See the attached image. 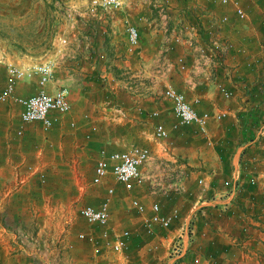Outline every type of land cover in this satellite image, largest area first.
<instances>
[{
  "label": "crops",
  "instance_id": "0c3cea01",
  "mask_svg": "<svg viewBox=\"0 0 264 264\" xmlns=\"http://www.w3.org/2000/svg\"><path fill=\"white\" fill-rule=\"evenodd\" d=\"M122 1L124 9L114 13L115 20L111 23L106 21L103 34L115 35L112 41L108 38L109 44L124 43L123 65L129 66L127 57L134 58L131 62L136 71L134 78L141 85L137 98L148 97L150 101L147 109L134 106L133 115L128 113L132 109L120 107L123 117L130 116L128 122L141 123L147 111L154 128L176 125L172 104L162 95L164 89L174 88L186 95L199 114H228L221 124L212 122L208 126L207 139L209 143L214 141L215 153L192 154L185 148H176L178 161L190 168V177L184 182V194L175 198L173 205L160 202L163 215L174 207L181 211L180 219L170 230L155 226L151 234L146 228L145 217L127 219L125 191L120 185L114 187L116 194L111 199L110 235H89L94 242L89 238L81 242L75 237L62 240L60 225L67 223L68 217L55 199L53 203L45 196L39 198L37 182L40 175L48 176L43 146L34 136L42 125H23L21 107L11 101L0 109V264H59L57 257L63 250L76 258L69 264H174L169 257L170 246L184 235L187 252L175 264H193L196 259L200 264H264V135H260V129L264 127V0H241L248 16L242 24L233 23L236 17L232 8L219 6V10L212 9L207 3L209 0H203L204 4L198 2L192 6L201 19L197 25L184 20L186 11L191 9L189 2L161 0L165 4L172 1L169 7L166 6L170 17L169 33L163 28L157 12L141 7L143 0ZM173 16L180 18V32H184L180 42L176 41L177 27L173 28ZM224 17H228V21L220 26ZM128 26L139 29L141 40L136 49L129 44ZM191 28L199 34L195 35ZM218 31L234 46L225 65L229 74L223 67L215 71L210 67H195L196 49L192 45H206L208 41L202 37ZM169 48L171 51L164 53ZM180 60L186 63L184 71ZM146 81H157L162 85V91L143 88L142 82ZM219 86L231 92L233 97L226 99ZM56 90L54 87L46 92L53 94ZM17 92L19 88L15 94ZM70 101L72 110L68 115L74 112L78 120L83 119V112L78 111L79 103L73 98ZM105 105L110 107L112 102ZM112 110L115 111H108ZM154 113L158 114L155 118ZM191 130L195 131V127ZM196 138L189 135L185 138L186 143L193 145ZM219 148L230 152L221 155ZM236 175H240L239 188L230 201L226 199L223 184ZM201 179H204L202 186L198 185ZM146 198L151 199L146 204L149 217L153 198L147 195L142 200ZM213 199L218 205L206 204ZM224 204L228 206H222ZM121 228L129 230L131 236L126 250L116 253L111 245L118 236L116 233L122 232ZM187 228L191 230L189 238L184 233ZM36 229L39 231L35 234Z\"/></svg>",
  "mask_w": 264,
  "mask_h": 264
},
{
  "label": "rangeland",
  "instance_id": "374dc122",
  "mask_svg": "<svg viewBox=\"0 0 264 264\" xmlns=\"http://www.w3.org/2000/svg\"><path fill=\"white\" fill-rule=\"evenodd\" d=\"M216 1L209 0L207 2L209 8L219 10L220 7ZM89 2V0H0V94L6 90L8 82L6 66L1 63V60H8L20 67L54 62L56 69L53 84L41 87L38 84V78L34 77L18 83L15 91L19 88V92L15 96L27 97L54 87L64 88L68 90L70 98L79 103L78 111L83 112V119L80 120L75 117L74 112L72 116H58L60 119L52 129L46 131L42 126L39 127L38 134H34L36 138H39L36 142H40L43 146L41 147L44 150L42 155L46 158L48 173V176L47 174L40 175L37 182L40 188L39 198L45 196L53 203L55 199L63 208L65 217H68L65 221L67 223L60 225L61 239L75 237L81 242L84 241L80 238L81 235L89 236L96 233L110 235L108 228L92 226L80 215V209L83 206L100 207L107 198L109 187L120 186L113 177L108 178L103 186L92 184L95 165L102 152L125 151L131 147L150 148L157 158L151 168V174L155 175L156 181L163 184L166 182L165 174L172 173L181 166H184L187 171L190 169L183 161L173 163L171 153L169 156L164 153L166 147L171 148V152L174 153L176 148H185L192 154L215 153L214 141L211 140L209 143L208 137H204L196 128L195 131L191 130L194 127L174 129L171 126L168 128L171 131L170 138L160 144L154 139V122L147 117L149 116L147 111L141 123L128 122L131 120L130 116L124 118L117 112L121 108L132 109L128 113L133 115L134 106L147 109L150 101L148 97L137 98L141 85L140 81L138 83L134 78L136 71L133 68L134 62L131 63L134 58L129 57L128 59L127 57L129 66L123 65L124 43L115 41L109 44L108 38L111 37L112 41L115 35L103 34L106 21L111 23L115 20L112 16L117 12L107 13L99 10L97 17L86 16L76 23L71 21L69 8L75 7L84 14L87 12ZM169 2L172 3V1ZM186 2H189L188 6L191 9L186 11L184 20L186 23L197 25L201 19L197 17L196 12H193L192 6L197 5L198 2L204 4V1L186 0ZM165 3L161 0H143L140 5L143 9L147 8L157 12L155 7L165 5ZM170 3L166 5L169 7ZM179 20L178 16H173L172 23L175 24L173 28L177 27L176 35L183 36L184 32H180L182 27L178 24ZM244 22L234 20L233 23L242 24ZM216 33L222 38L225 37L220 31ZM202 38L207 42L210 35ZM102 40H106L105 43H101ZM170 57L173 58L171 55ZM18 61L22 63L18 64ZM224 67L223 69H228L225 73L229 74V68ZM110 73L112 75H109ZM142 83L145 89L152 87L158 92L162 91V85L157 81ZM110 101L112 105L107 107L105 103ZM110 109H115V111H108ZM11 112L15 114V111ZM223 121L214 123L221 124ZM189 135L197 137L193 145L190 142L186 143L185 138ZM178 136L180 139L177 138ZM160 160H163L164 165L158 167ZM246 168L250 169L247 166ZM147 189L148 187H144L131 194L124 193L123 200L128 208L127 219L142 217L131 209L132 198L142 200L143 197L149 195L153 198V202L167 201L169 205H173L175 198H179L174 193L168 196L162 194L151 196L150 190ZM150 200L146 198L142 201L148 205L147 202ZM50 229L52 233L53 227L51 226ZM45 230L48 234V229ZM121 230L122 232L116 234L120 235L129 231L122 228ZM38 231L36 229L35 234ZM57 259L59 264L76 261L74 256L65 254L64 250ZM77 259L83 260L84 258Z\"/></svg>",
  "mask_w": 264,
  "mask_h": 264
},
{
  "label": "built area",
  "instance_id": "2783aa9c",
  "mask_svg": "<svg viewBox=\"0 0 264 264\" xmlns=\"http://www.w3.org/2000/svg\"><path fill=\"white\" fill-rule=\"evenodd\" d=\"M197 2L198 0H193ZM221 7H230L235 13L237 22H244L248 16L246 10L241 6L240 0H217ZM166 4L158 5L157 13L161 19V23L166 32L169 33L170 17L166 8ZM125 3L122 0H94L87 6V12L83 14L79 9L75 7L69 8V16L71 21L76 23L78 20L86 16L97 17L99 10L107 13L118 12L123 10ZM228 21V17H224L220 26H223ZM74 25V24H73ZM186 29V28H185ZM191 30H194L191 28ZM128 41L132 48H137L140 44L141 35L139 29L134 26H128ZM195 35L199 34L196 29ZM199 35H197L198 37ZM176 41L180 42L182 35H176ZM169 43V39H167ZM66 43V41H63ZM193 43V42H192ZM196 49L195 67L207 68L216 70L219 67L226 65V60L233 50V44L222 38L217 33H213L208 38L206 45L193 44ZM171 51L166 50L164 53ZM1 63L6 66L7 73V87L6 90L0 94V109L4 105H8L11 101H14L21 107V122L23 125L42 124V128L46 131L52 129L59 121L60 116H66L70 114L72 105L70 101V94L67 89H57L55 93L51 94L42 90L39 94L30 97H16L15 87L18 83L26 81L28 79L38 78V84L41 87H46L54 83L55 79V63L45 62L37 64L31 67H20L12 63H7L5 60H1ZM181 70L186 69V63L180 60ZM220 92L226 99H231L233 94L228 92L223 86H219ZM163 98L172 104V112L177 120L174 129L195 127L200 134L204 137H208L209 124L212 122H221L228 116L225 112H217L214 114H199L191 104L186 95L177 91L174 88H166L163 92ZM118 113L124 115L121 109H118ZM59 116V117H58ZM158 114H153V117H157ZM171 131L163 125H157L155 128L154 139L160 144L165 143L170 138ZM260 135H264V127L260 129ZM171 148H165V154L169 156L171 153L173 163H177L178 159L174 152H171ZM156 156L150 148L131 147L125 151L116 152H102L101 156L96 162L92 184L95 186H103L108 178L113 177L118 184L123 187L125 193L131 194L138 189L148 187L151 196L159 194L168 196L172 193L181 196L184 194V182L189 179L190 171H187L184 166L178 168V170L165 174V183L158 182L155 179V175L151 174ZM158 167L164 165L163 160H160ZM240 175L234 176L230 181L224 182L223 186L226 191V199L232 201L235 196V192L239 188ZM255 183V179L251 180ZM200 186L204 184V179L199 180ZM233 190V191H232ZM116 190L114 187H109L107 190V198L100 207L92 205L83 206L80 209L81 217L86 220L92 226H100L108 228L111 221L110 205L111 199L115 196ZM207 205H218L216 200H210L206 202ZM222 206H228L224 204ZM130 207L136 211L139 215L146 218V228L149 233H153L155 226H160L164 230H170L173 224L180 219L181 211L178 207H174L167 215L161 213V203L155 201L151 204L150 213L147 217L149 209L147 205L138 198H132ZM190 228H187L184 233L190 235ZM131 234L129 231H125L118 235L111 247L114 252L122 253L126 250L127 240H129ZM185 237V235H184ZM184 237L176 238L173 244L170 246V260L178 262L186 255ZM82 240L89 238L94 242V238L88 235H81ZM193 264H200V260L196 259Z\"/></svg>",
  "mask_w": 264,
  "mask_h": 264
},
{
  "label": "trees",
  "instance_id": "16d2710c",
  "mask_svg": "<svg viewBox=\"0 0 264 264\" xmlns=\"http://www.w3.org/2000/svg\"><path fill=\"white\" fill-rule=\"evenodd\" d=\"M217 150H218L219 154H221V155L222 154L225 155V154H227L229 152V150H227V149L226 150H224V149L222 150V149L219 148Z\"/></svg>",
  "mask_w": 264,
  "mask_h": 264
}]
</instances>
